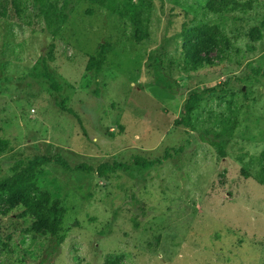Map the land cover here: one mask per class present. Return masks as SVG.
<instances>
[{"label": "rangeland", "instance_id": "374dc122", "mask_svg": "<svg viewBox=\"0 0 264 264\" xmlns=\"http://www.w3.org/2000/svg\"><path fill=\"white\" fill-rule=\"evenodd\" d=\"M121 1L0 0V179L39 154L172 156L106 173L45 166L33 202L46 209L61 189L57 235L24 194H0V264H264V0L222 14L207 0H132L138 22ZM204 25L220 28L222 46L189 59L185 34ZM103 47L94 77L86 65ZM215 86L191 126L176 124L192 91Z\"/></svg>", "mask_w": 264, "mask_h": 264}, {"label": "trees", "instance_id": "16d2710c", "mask_svg": "<svg viewBox=\"0 0 264 264\" xmlns=\"http://www.w3.org/2000/svg\"><path fill=\"white\" fill-rule=\"evenodd\" d=\"M105 2V0H101ZM161 1V7L163 8V0ZM141 2L139 4L132 3V0H122L121 1V7L118 9L121 13L124 14V16L130 17L132 14L133 17L136 18V21L138 22L139 17L136 14V11L139 7ZM249 5V3H242L239 0H207L206 3V10L215 14H222V13H230L232 11L240 10L245 12L248 8L246 7ZM14 6L17 8V12L19 13V5L15 2ZM119 8V7H118ZM0 16L2 17H8L9 12L7 10V6L5 3L0 6ZM66 14L64 12H61L60 17V24L58 25V28L62 26V24L65 22ZM56 29V31H58ZM55 31V32H56ZM147 36V32L145 30H142L140 34L137 36L138 39H142L143 37ZM203 37V39L193 44L192 46H188V43L192 41V39L196 37ZM185 40H186V49L188 51L189 59H191V55L193 51L202 49L206 47L208 42H213L218 46H222L223 42V34L220 30V28L217 25H204L197 28H192L185 34ZM103 46V45H102ZM150 59H154V66L156 68V71L159 75L162 73L161 71V65L159 63V59L156 56L150 57ZM106 51L104 47L100 50L99 54L97 56H91L86 68L88 71H90L94 77H98L99 74L103 71L104 66L106 64ZM192 68L197 69L198 63L192 61ZM201 61L199 64H202ZM43 64L45 66V71L43 73H40V76H43L50 84H52V77L50 72L48 71V64L47 59L43 58ZM162 77V75H161ZM163 78V77H162ZM218 90V88L215 87H209L206 90L202 91H192L185 104V114L180 118L177 119L175 122L176 124H184L186 126L192 125V113L196 109L197 105L202 100L204 94L206 93H214ZM67 111L73 113L75 115V112L71 108H65ZM214 144L218 147L219 151L222 152V147L218 142H214ZM262 169H261V175L259 177L260 182L264 183V153L262 154ZM172 156V153L170 150H167L163 157H158L155 159H148L141 155H135L133 157L132 162H122V161H104L99 163L98 165L89 164L87 162L77 163V164H71L65 157H63L60 154L55 155H48V154H39L34 156L32 159H30L27 163V165L20 170H17L13 175L0 179V194L3 193H11V194H24L25 196V202L28 204L29 208L34 211V213L39 217H47L50 221L51 225V231L54 235H57V228L59 224V216L62 214V207L59 206V195H60V188L55 187L53 188L55 200L52 205L49 207L41 208L34 206L33 198L35 195L38 194V182H39V174L43 170V168L49 164H55L60 166L63 169H66L68 171L74 172V171H80L84 173H93L95 171L99 173H106V172H115L118 170L122 171H129L133 165L141 166L143 168H151L154 167L157 164H162L166 159L170 158ZM49 200V199H47Z\"/></svg>", "mask_w": 264, "mask_h": 264}]
</instances>
